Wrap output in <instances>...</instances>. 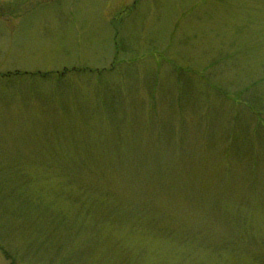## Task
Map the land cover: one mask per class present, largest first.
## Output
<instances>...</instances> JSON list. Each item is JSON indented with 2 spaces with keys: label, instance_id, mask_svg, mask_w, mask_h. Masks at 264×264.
Wrapping results in <instances>:
<instances>
[{
  "label": "rangeland",
  "instance_id": "rangeland-1",
  "mask_svg": "<svg viewBox=\"0 0 264 264\" xmlns=\"http://www.w3.org/2000/svg\"><path fill=\"white\" fill-rule=\"evenodd\" d=\"M252 256L264 0H0V264Z\"/></svg>",
  "mask_w": 264,
  "mask_h": 264
},
{
  "label": "trees",
  "instance_id": "trees-1",
  "mask_svg": "<svg viewBox=\"0 0 264 264\" xmlns=\"http://www.w3.org/2000/svg\"><path fill=\"white\" fill-rule=\"evenodd\" d=\"M11 75H17V74H16V73H15V74H13V73H12V74H8V73H7V74H4V75L2 74L1 76L9 77V76H11ZM43 76H45V75H43ZM252 261H254L256 264H260V261H261V260H259V259H257V258L254 259V257L252 256Z\"/></svg>",
  "mask_w": 264,
  "mask_h": 264
}]
</instances>
